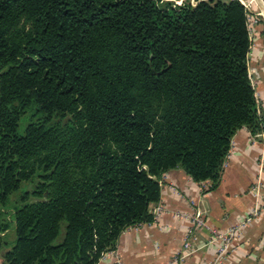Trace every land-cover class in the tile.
<instances>
[{"label":"trees","instance_id":"16d2710c","mask_svg":"<svg viewBox=\"0 0 264 264\" xmlns=\"http://www.w3.org/2000/svg\"><path fill=\"white\" fill-rule=\"evenodd\" d=\"M251 34L240 0H0L4 264H99L165 174L217 188L264 134Z\"/></svg>","mask_w":264,"mask_h":264},{"label":"crops","instance_id":"0c3cea01","mask_svg":"<svg viewBox=\"0 0 264 264\" xmlns=\"http://www.w3.org/2000/svg\"><path fill=\"white\" fill-rule=\"evenodd\" d=\"M260 102L264 111V84ZM256 91V90H255ZM257 95V92H256ZM264 134L253 138L243 128L237 132L217 188L210 182L197 183L181 169L162 177L161 198L150 206L153 222L128 228L115 250L107 252L99 264H207L214 259L220 243L214 242L205 229L193 226L192 216L200 209L210 227L227 231L249 219L250 211L259 206L260 215L242 226L225 264H262L264 260ZM261 180L259 197L253 187ZM192 239L193 252L184 258L183 244ZM0 264H4L0 256Z\"/></svg>","mask_w":264,"mask_h":264},{"label":"built area","instance_id":"2783aa9c","mask_svg":"<svg viewBox=\"0 0 264 264\" xmlns=\"http://www.w3.org/2000/svg\"><path fill=\"white\" fill-rule=\"evenodd\" d=\"M240 1L245 5V7L247 8V10L250 14L251 10H250L249 6L247 4H245V2H243V0H240ZM250 28H251V24H250ZM251 31H252V28H251ZM260 171H261V173L264 172V158L260 162ZM261 186H262V182L260 179H258V182L253 187V192L255 193V196H258ZM259 215H260V208H259V206H256L255 208H253L250 211L249 219H247V221L245 223H243L241 225L232 226L227 231L222 232V231H217V230L213 229L212 227H210L209 223L206 220L205 213L202 212L200 209H197V212H195V214L192 216L193 226L200 228V229H205L206 231H208L212 235V237H213L212 240L214 242L220 243L219 249L217 251V254H215L214 259L207 262V264H225L229 254L232 250L233 244L240 234L242 226L244 227L245 224H250L253 221V219L259 217ZM192 243L193 242H192L191 238H187L184 241V244H183L184 256L182 258H184L185 256H187L193 252V244ZM177 263H178V258L174 259L171 262V264H177ZM114 264H123V263L120 259H117Z\"/></svg>","mask_w":264,"mask_h":264},{"label":"rangeland","instance_id":"374dc122","mask_svg":"<svg viewBox=\"0 0 264 264\" xmlns=\"http://www.w3.org/2000/svg\"><path fill=\"white\" fill-rule=\"evenodd\" d=\"M177 5L184 0L175 1ZM250 8V24L252 28L253 47L249 58V72L257 97L260 101L261 84H264V0H243ZM259 197V194L258 196ZM264 264V260L262 262Z\"/></svg>","mask_w":264,"mask_h":264}]
</instances>
